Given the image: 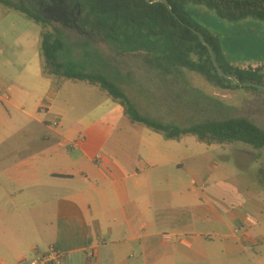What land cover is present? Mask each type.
<instances>
[{
  "label": "crops",
  "instance_id": "crops-1",
  "mask_svg": "<svg viewBox=\"0 0 264 264\" xmlns=\"http://www.w3.org/2000/svg\"><path fill=\"white\" fill-rule=\"evenodd\" d=\"M19 14L0 6V264H28L50 246L63 264H264V224L197 193L201 180L185 165L192 136L132 125L84 82L54 88L41 30ZM181 73L178 83L145 71L139 82L174 125L190 122L196 103Z\"/></svg>",
  "mask_w": 264,
  "mask_h": 264
},
{
  "label": "trees",
  "instance_id": "trees-1",
  "mask_svg": "<svg viewBox=\"0 0 264 264\" xmlns=\"http://www.w3.org/2000/svg\"><path fill=\"white\" fill-rule=\"evenodd\" d=\"M166 1L171 12L160 2L148 4L145 0H18L14 3L0 0V6L24 15L41 28L39 52L42 74L51 80L54 88L59 89L66 81L84 82L96 87L121 107L130 124L162 134L168 140L192 136L206 146L240 143L254 150H264V130L245 118L203 121L180 127L145 117L118 85L100 73H87L84 66L73 59L65 32L81 37H99L121 54L141 53L152 70L164 71L178 83L183 79L181 72L185 70L204 77L209 84L222 90H260L240 88L233 81L221 77L208 49L192 29L212 47L217 63L227 75L234 76L241 83L261 85L259 80H262L257 70H240L225 63L219 39L182 15L178 0ZM183 1L202 5L222 20L238 22L253 18L264 22V0ZM88 46L85 40L78 48L84 56L99 58L96 51L86 49ZM199 95L205 97L201 93Z\"/></svg>",
  "mask_w": 264,
  "mask_h": 264
},
{
  "label": "rangeland",
  "instance_id": "rangeland-1",
  "mask_svg": "<svg viewBox=\"0 0 264 264\" xmlns=\"http://www.w3.org/2000/svg\"><path fill=\"white\" fill-rule=\"evenodd\" d=\"M10 1L14 3L18 0ZM177 4L180 13L189 21L209 30L219 39L225 63L240 70H257L262 76L259 82L264 85V22L253 18L230 22L219 19L215 12L192 1L178 0ZM19 16L27 19L22 14ZM55 27L59 28L58 25ZM36 30L40 31L41 28L36 25ZM48 30L50 28L46 31ZM65 36L67 45L72 48L73 59L84 66L87 73H100L118 85L138 105L143 116L165 125H169V121H175L142 99L140 84L144 86L145 83L139 82L144 80L142 74L145 71L152 70L146 64L144 55L118 53L108 42L95 36L81 37L71 32H65ZM85 40L89 44L86 49L96 51L99 58L95 55H83L78 46ZM187 72L189 82L197 90L195 108L190 122L184 123L177 119L178 124L175 125L189 127L203 121L245 118L264 130V90H222L209 84L204 77ZM80 86L88 88L86 83H80ZM150 92L154 95L155 88H151ZM198 92L205 97L201 98ZM97 94L101 96L100 93ZM191 138L196 145L190 148L195 158L186 161L185 165L188 169L194 168V173L201 180L202 185L196 186L197 193H203L214 200L220 208L234 209L264 224V150H254L234 143L226 144L221 149L216 147V151H212ZM204 164L216 173L215 177H210L207 169L200 170ZM220 175L224 177L221 183L217 181L222 179ZM255 229L258 232L260 229L264 231V225Z\"/></svg>",
  "mask_w": 264,
  "mask_h": 264
},
{
  "label": "water",
  "instance_id": "water-1",
  "mask_svg": "<svg viewBox=\"0 0 264 264\" xmlns=\"http://www.w3.org/2000/svg\"><path fill=\"white\" fill-rule=\"evenodd\" d=\"M148 4H153L155 2H160L162 4H164L166 6V8L171 12V8H170V5L169 3L166 1V0H145ZM192 31L194 32V34H196L201 42V44L203 46H205L208 51H209V54H210V58H211V61L216 69V71L218 72V74L223 77V78H226L228 80H231L233 81V83L240 87V88H245V87H251V88H256V89H261V90H264V85H259V84H256V83H252V82H246V83H241L239 82L234 76H230V75H227L219 66V64L217 63L216 61V58H215V55H214V51L212 49V47L205 41V39L203 38V36L199 33V32H196L195 30L192 29Z\"/></svg>",
  "mask_w": 264,
  "mask_h": 264
},
{
  "label": "built area",
  "instance_id": "built-area-1",
  "mask_svg": "<svg viewBox=\"0 0 264 264\" xmlns=\"http://www.w3.org/2000/svg\"><path fill=\"white\" fill-rule=\"evenodd\" d=\"M64 259V253L54 246H50L46 252L31 259L28 264H63Z\"/></svg>",
  "mask_w": 264,
  "mask_h": 264
}]
</instances>
